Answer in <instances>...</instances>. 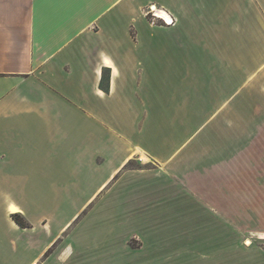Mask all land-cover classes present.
Instances as JSON below:
<instances>
[{"label":"crops","instance_id":"0c3cea01","mask_svg":"<svg viewBox=\"0 0 264 264\" xmlns=\"http://www.w3.org/2000/svg\"><path fill=\"white\" fill-rule=\"evenodd\" d=\"M244 3L0 0V264H159L166 257L172 264H264V215L247 237L262 245L249 239L245 249L229 248V219H239L246 204L240 197L224 201L217 220L212 198L191 203L189 235L176 231L171 254L164 236L156 237L159 260L151 262L147 230L138 231L146 242L138 253L118 237V218L78 223L99 196H108L102 208L116 216L121 196L134 198L135 184L146 188L137 170L121 175L134 159L196 162L198 126L183 110L228 104L219 103V91L229 92L230 68L243 64ZM153 6L175 24H151L145 10ZM217 130L226 131L222 142L230 139L229 123ZM216 160L209 155V169ZM186 241L197 244L193 251L182 250Z\"/></svg>","mask_w":264,"mask_h":264},{"label":"rangeland","instance_id":"374dc122","mask_svg":"<svg viewBox=\"0 0 264 264\" xmlns=\"http://www.w3.org/2000/svg\"><path fill=\"white\" fill-rule=\"evenodd\" d=\"M242 7L247 14L245 44L241 45L244 55H240L241 60L244 58L243 64L237 59V63H241L239 67L230 68L229 92L224 89L219 91L225 97L224 99L220 97L219 103L229 99L228 104L225 105L228 108L223 106L224 110H183L198 126V130L192 133V136L198 139L199 145L196 162L194 160L190 162L188 158L187 162L183 161L181 159L184 157L181 156L178 161L173 162L171 159L169 163L161 165L151 158L147 163L140 159L143 164L139 159H134L121 175L127 171H129L128 175H131L137 170L138 172H134L133 176L139 180L143 178L146 188L135 184L139 192L135 193L137 195L134 198L127 200L126 196H121V199L119 197V209L115 212L116 216L108 209L110 201H107V195L99 196V199L87 205L79 216L78 223L82 219H86L88 223H94L99 220L118 218V237L126 238L127 251L131 249L132 252L139 253L145 250L146 242L142 240L138 231L147 230L152 240L149 248L151 254L149 262L159 260L155 258L158 249L154 248L156 244L153 243L156 237L164 236L166 251L172 252L176 231L177 233L185 231L188 235L190 233V227H187V224L189 225V218L193 215L190 216L193 213L190 208L191 203L196 200L206 203L207 198L213 199L215 220L221 218V206L224 201L232 203V200L240 197L246 203L239 219L236 215L235 219L234 216L229 219L230 249H237V246L244 249L249 247L246 244L249 239L252 241L250 245L253 243L252 246L262 245L255 242V238L247 237H252L253 234L250 233L257 231L254 226L263 224L260 218L264 215V193L253 196L246 194L243 190L257 189L264 192V0H245ZM148 9L145 10L146 17L151 24L168 27L162 19H153L148 14L150 10ZM254 14L255 18L252 17ZM235 53L237 58V52ZM188 115H184L182 122ZM143 118L145 117L142 116L139 126H144ZM223 123H229L228 134L231 136L224 142L220 139V134L226 131L217 130ZM239 125L245 129L240 130L241 137H238ZM158 132L159 134L155 133L156 136L165 137L160 131ZM213 132L219 137L213 142H206L205 137ZM209 155L217 159L212 169H209L211 166L208 163ZM237 190L244 194L238 195ZM127 201L129 203H126ZM104 203H107L108 208H102ZM229 213L232 216L236 211ZM252 213L255 214L254 218L246 217ZM21 216L27 222L26 218ZM176 222L178 227L174 226ZM238 238L239 242H237ZM196 245L187 241L183 242L182 250L193 251ZM172 263L173 259L166 257L161 259L159 264Z\"/></svg>","mask_w":264,"mask_h":264},{"label":"bare ground","instance_id":"6f19581e","mask_svg":"<svg viewBox=\"0 0 264 264\" xmlns=\"http://www.w3.org/2000/svg\"><path fill=\"white\" fill-rule=\"evenodd\" d=\"M153 7H154L153 10L157 13L159 18H162L165 22L171 21V16L169 15L167 11L157 9L155 6ZM13 210H15V208H13Z\"/></svg>","mask_w":264,"mask_h":264},{"label":"built area","instance_id":"2783aa9c","mask_svg":"<svg viewBox=\"0 0 264 264\" xmlns=\"http://www.w3.org/2000/svg\"><path fill=\"white\" fill-rule=\"evenodd\" d=\"M148 14H150V15L153 17V19H160L159 16L157 15V13H156L153 9H150V10L148 11ZM163 21H164V20H163ZM165 24H166L167 26H172L173 24H175V20H174V18L171 17V21H166Z\"/></svg>","mask_w":264,"mask_h":264},{"label":"trees","instance_id":"16d2710c","mask_svg":"<svg viewBox=\"0 0 264 264\" xmlns=\"http://www.w3.org/2000/svg\"><path fill=\"white\" fill-rule=\"evenodd\" d=\"M107 89V87H106ZM14 220L22 227V228H28L29 225L27 222L22 218L21 215L17 214L13 216Z\"/></svg>","mask_w":264,"mask_h":264}]
</instances>
